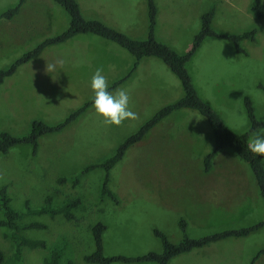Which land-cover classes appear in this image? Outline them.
I'll return each mask as SVG.
<instances>
[{"label":"rangeland","instance_id":"rangeland-1","mask_svg":"<svg viewBox=\"0 0 264 264\" xmlns=\"http://www.w3.org/2000/svg\"><path fill=\"white\" fill-rule=\"evenodd\" d=\"M18 0H0V13ZM82 15L98 19L136 39L148 33L147 0H76ZM11 20L0 18V70L39 42L62 32L69 23L66 11L53 0H25ZM157 7L156 39L178 53H185L199 31L201 16L214 7L211 27L218 33L239 34L256 29L255 40L242 39L245 51L238 52L233 42L208 36L189 60L187 67L198 94L206 100L235 132L246 131L249 119L243 99L248 96L256 118L264 119V14L257 18L252 0H154ZM264 6V0H262ZM62 60L55 70L47 64ZM135 58L117 44L93 34H78L72 39L45 47L19 65L0 83V132L27 135L33 119L56 125L91 100L92 74L103 70L110 86L133 67ZM130 92L129 105L135 120L121 125H106L93 104L59 131L42 134L34 151L31 144H17L0 152V186H7L11 205L22 210L27 201L32 208L43 205L51 195L53 205L67 198H80L74 209L76 218L67 221L41 214H25L21 221H40L46 229H28L27 237L44 239L45 249H23L22 264H44L51 247L66 241L59 264H93L83 260L95 246L91 227L102 222L105 255L137 256L161 252L162 242L154 229L170 241L178 242L182 231L178 220H186V233L197 238L226 229L251 226L264 219V202L255 178L247 165L232 150L233 160L218 156L219 168H229L241 185L221 207L215 197L199 199V178H212L204 170L203 157L214 147L208 121L196 110L182 108L159 121L145 137L130 146L110 170L109 189L117 201L100 198L104 171L95 168L81 176L76 186L71 179L57 182L60 176L73 175L87 165L112 154L118 145L139 129L163 106L183 95L178 77L159 58H142L132 75L115 90ZM264 126H261L262 128ZM258 129V128H257ZM256 129V130H257ZM250 133L249 142L252 134ZM218 152V151H217ZM215 155V154H214ZM213 158V157H212ZM227 165H226V164ZM198 190V191H197ZM4 212L0 210V219ZM0 248L8 255L12 243L3 236ZM264 247V226L244 237H231L171 258L168 264H249ZM112 264H158L157 262ZM257 264H264V254Z\"/></svg>","mask_w":264,"mask_h":264},{"label":"trees","instance_id":"trees-1","mask_svg":"<svg viewBox=\"0 0 264 264\" xmlns=\"http://www.w3.org/2000/svg\"><path fill=\"white\" fill-rule=\"evenodd\" d=\"M60 5L69 16V23L62 32L47 37L39 42L34 48L24 53L16 59L8 68L0 70V83L3 79L12 74L16 68L37 56L41 50L50 45L64 43L78 34H93L105 40L111 41L121 48L128 51L134 56L135 62L132 69L122 78L114 81L109 86V91L114 89L118 84L129 78L136 69L139 61L144 57H156L162 60L168 68L178 77L183 88V95L175 102L163 106L149 120H147L139 129L126 137L108 157L83 166L79 172L68 176H60L57 182L63 183L69 178L71 184L76 186L82 175L95 168H102L104 171L100 198L108 196L117 201L115 194L109 189L108 182L110 180V170L123 158L126 150L140 142L148 131L154 127L159 121L171 114L173 111L187 108L198 111L209 123L213 138L214 147L203 157L204 170L208 171L211 159L214 154L222 149L232 150L241 160L245 161L249 166L260 195L264 202V156L252 153L249 148L250 133L261 126H264V119L258 120L255 115L254 106L251 99L245 96L243 99L244 107L249 119L250 126L246 131L235 132L223 120L222 116L201 96L198 94L187 64L197 49L200 47L204 39L208 36H217L229 40L234 43L238 52L245 51L239 45L242 39L255 40L256 29L244 31L239 34L218 33L211 27V21L214 16V7H211L201 16V24L199 31L194 35L190 48L183 54L156 39L154 34L155 18L157 7L154 0H147V15L149 20L148 33L145 39H136L125 32L107 25L98 19L85 18L79 8L76 0H53ZM25 0H18L17 3L0 13V18L11 20L16 15ZM251 10L257 18H262L264 14V6L262 0H252ZM258 86L264 91V84L259 83ZM92 104V99L86 102L76 111H72L66 119L56 125H48L40 119H33L31 122V130L27 135L14 136L7 131L0 132V152L7 153L9 148L17 144H31L33 150L37 148L38 138L47 132L59 131L70 121L74 120L84 109ZM80 204V198H67L60 205H53L51 195L44 198V203L38 208H32L28 202L22 210H17L11 205V198L7 192V186H0V210L4 212V218L0 219V226L6 227L7 231L3 236L12 243V249L8 255L0 248V264H22L23 249H45L47 248L44 239L27 237L23 234L28 229H46L47 225L40 221H21L25 214H45L51 218L57 215L62 216L65 220L71 221L76 218L74 209ZM179 227L182 231V238L178 242H172L160 230L154 229V233L160 237L162 242V251H149L142 255L126 256V255H105L103 253L102 233L106 229V225L98 222L91 227L94 241V250L83 256V260L93 264H112L113 262L122 263H138V262H157L158 264H168L169 260L179 254L187 253L194 248L206 246L212 242L223 240L231 237H244L249 233L258 230L264 226V219L248 227L226 229L220 232L193 238L187 235L185 219L178 220ZM66 241L56 242L50 249L48 256L44 259V264H59L60 258L64 252ZM264 254V247L259 249L252 257L249 264H257ZM66 264H72L67 261Z\"/></svg>","mask_w":264,"mask_h":264},{"label":"clouds","instance_id":"clouds-1","mask_svg":"<svg viewBox=\"0 0 264 264\" xmlns=\"http://www.w3.org/2000/svg\"><path fill=\"white\" fill-rule=\"evenodd\" d=\"M63 64L62 60L56 63L47 64L48 70H55L56 65ZM90 88L93 92L92 104L95 113L103 118L106 125H121L125 120H135L137 114L132 111L130 92L128 89L120 88L115 92L109 91V85L102 69H97L91 76ZM249 150L258 155L264 156V127L258 128L248 144Z\"/></svg>","mask_w":264,"mask_h":264},{"label":"crops","instance_id":"crops-1","mask_svg":"<svg viewBox=\"0 0 264 264\" xmlns=\"http://www.w3.org/2000/svg\"><path fill=\"white\" fill-rule=\"evenodd\" d=\"M25 4L26 2H24L23 6ZM221 154H224L222 157L223 162L226 156H231V154L232 156L227 159L233 160L234 155L232 152H229L226 149L219 150L213 156L211 168L209 170L215 173L217 176L212 178H199L197 180L201 181V183L198 184L199 192H197L199 199H207V201H211L209 198H212L214 195L219 207L225 204L226 201L229 200L233 195L235 198L241 185V181L237 179V176H232L231 170L229 168H219V163L218 161L216 162V159L218 156H221Z\"/></svg>","mask_w":264,"mask_h":264}]
</instances>
